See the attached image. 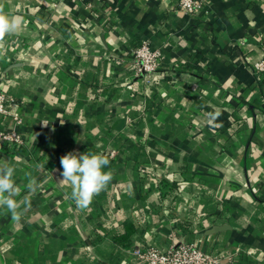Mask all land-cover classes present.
<instances>
[{"label": "crops", "instance_id": "crops-1", "mask_svg": "<svg viewBox=\"0 0 264 264\" xmlns=\"http://www.w3.org/2000/svg\"><path fill=\"white\" fill-rule=\"evenodd\" d=\"M178 1L0 0L20 19L4 38L0 77L27 142L20 152L0 150V165L16 170L22 212L13 221L0 208V264H135L112 240L127 224L131 246L152 239L166 247L174 231L224 252L230 260L222 264H264V85L251 89V67L264 53V0H201L196 16L179 12ZM147 39L168 65L184 66L175 69L178 86L163 82L157 92L169 104L152 114L157 150L148 157L158 173L183 172L191 185L181 196L166 180L162 197L128 163L111 169L110 183L82 210L59 182L60 158L74 147L93 152L92 132L106 118L120 130L121 114H136V103L117 101V85L132 76L131 50ZM224 87L237 96L225 98ZM214 124L228 133L221 148L205 138Z\"/></svg>", "mask_w": 264, "mask_h": 264}, {"label": "rangeland", "instance_id": "rangeland-1", "mask_svg": "<svg viewBox=\"0 0 264 264\" xmlns=\"http://www.w3.org/2000/svg\"><path fill=\"white\" fill-rule=\"evenodd\" d=\"M147 49L151 54H156L159 57L158 65L153 70L146 69V64L141 63L136 57L137 51L141 50L142 52L146 53ZM129 60L131 63L130 67L133 73L132 76L130 78H127L124 83L117 85V88H119L120 90L117 95V101L127 100L129 102L136 103V114L131 115L128 113H122L121 115L125 119V124L121 126L122 129L120 130H118V127H115L114 123L108 122L107 118L105 125L101 126L100 124L95 126L96 128L95 131L92 132V136H96L95 139H93V141L95 140L94 142L96 143V145L92 150H94L95 153L102 155H104L105 153L109 154L107 158L111 163L115 165L114 167L122 168L128 163H133L134 170L138 175L139 183L144 182L143 180L144 178H147L146 175L148 173H152V176H154V178H157L158 176L167 179L169 177L168 175L160 174L158 173V171H155V165L153 164V162H151V158L149 159L148 157V154H151L154 150H157V143L155 140L156 136L154 133L157 129V126L151 124V119L153 116L152 114L155 113L158 107H167V105L169 104V101L167 99H158L157 92L162 88V86H164V83L166 84V86H178L182 79L175 72V69H180V67L184 66L175 63H171L170 65H168V63H166L162 48L157 45H152V43L148 39L142 41L140 44L132 48ZM256 63H254L253 66ZM253 66L251 67V69L255 81L254 84L251 85V89L256 88L257 86H261L258 78L255 75ZM164 70H168V74L163 73ZM226 88L227 87L223 88L225 98L237 96L238 92L235 93L233 90H227ZM252 98L253 97L249 96L248 102H252ZM224 102L225 103H223V106H225L227 103L226 101ZM253 104H256V102H254ZM246 105L248 104L244 103V106L241 105V107L247 109L248 106ZM153 107L156 109H153ZM111 115L116 116L113 113ZM229 122L230 124H232L235 123V120L231 118ZM100 128H105V133L107 134L106 140H99ZM224 129L225 128L222 125L214 124L205 133V138L211 141L213 140L214 145L218 148H221L223 144H225V138L228 135V133H226ZM141 131H145V134L140 135ZM78 149L79 148L77 147L71 148L73 152ZM130 153H138V155L137 157H135L131 156ZM141 155H144L146 158L148 157L147 160L149 161H144V158L140 159ZM176 174L175 177H170L173 181L191 182V180L183 175V172L180 175L179 173L178 175ZM117 179L118 178L115 177L114 180ZM148 182L149 181H147L146 183ZM121 185L122 183H118L116 187H119ZM146 185L147 184H144L143 186Z\"/></svg>", "mask_w": 264, "mask_h": 264}, {"label": "built area", "instance_id": "built-area-1", "mask_svg": "<svg viewBox=\"0 0 264 264\" xmlns=\"http://www.w3.org/2000/svg\"><path fill=\"white\" fill-rule=\"evenodd\" d=\"M76 2H88V0H74ZM205 7L201 0H179L177 10L186 16H195L204 11ZM149 49V48H148ZM146 53L137 51L136 57L141 63L146 64V69L153 70L157 67L159 57L156 54H151L149 50ZM255 75L258 78L261 86L264 85V53L263 57L253 66ZM16 101L5 91L2 79L0 77V150H15L22 151L27 146L25 138L18 130V126L22 121L13 111V106ZM10 118L14 119L13 124H9ZM69 152H73L70 150ZM68 152V153H69ZM75 153V152H73ZM108 157L109 154L105 153ZM149 175V176H148ZM152 173L146 175L144 178L145 184L147 181H152V185L157 189L158 193L164 197L165 181L169 178L170 183L174 187L177 194L186 196L185 192L191 185L186 181H175V185L170 177L167 179L163 177L154 178ZM168 179V180H169ZM148 182V183H149ZM177 200V199H176ZM160 205L161 214H165V201ZM165 210V211H164ZM170 242L166 247H162L159 243L152 239H147L141 244H136L131 247H121L120 250L132 257L135 264H222L223 261L230 260L224 253L220 252L214 254L205 249L200 242H193L183 238H178L176 233L172 231L169 235ZM101 264V263H100Z\"/></svg>", "mask_w": 264, "mask_h": 264}, {"label": "clouds", "instance_id": "clouds-1", "mask_svg": "<svg viewBox=\"0 0 264 264\" xmlns=\"http://www.w3.org/2000/svg\"><path fill=\"white\" fill-rule=\"evenodd\" d=\"M20 27V19L9 18L0 9V55L4 54L3 41L6 35L16 32ZM110 164L109 159L98 153L86 152L75 154L69 152L60 158V183L71 186V198L78 208L86 210L94 196L99 194L112 180V172L105 171ZM15 168L4 164L0 165V208L6 209L11 214L13 221H19L22 217L20 203L16 199L20 195L21 188L17 186L14 176ZM29 191L34 192L38 187L37 181L29 177L26 185ZM25 198L24 204L28 205Z\"/></svg>", "mask_w": 264, "mask_h": 264}, {"label": "trees", "instance_id": "trees-1", "mask_svg": "<svg viewBox=\"0 0 264 264\" xmlns=\"http://www.w3.org/2000/svg\"><path fill=\"white\" fill-rule=\"evenodd\" d=\"M90 153H95V151L93 150V152ZM114 166L115 165L110 162L109 166L105 168V171H111ZM134 230L135 229L132 224H127L124 234H114L112 240L114 241L115 246L119 249L121 247H130L132 245V233Z\"/></svg>", "mask_w": 264, "mask_h": 264}, {"label": "water", "instance_id": "water-1", "mask_svg": "<svg viewBox=\"0 0 264 264\" xmlns=\"http://www.w3.org/2000/svg\"><path fill=\"white\" fill-rule=\"evenodd\" d=\"M225 228H215L213 229L211 232L215 233V232H220L221 230H224Z\"/></svg>", "mask_w": 264, "mask_h": 264}]
</instances>
